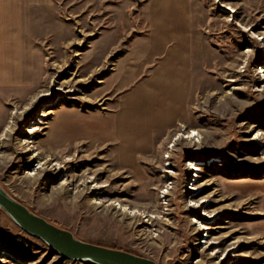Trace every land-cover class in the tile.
I'll list each match as a JSON object with an SVG mask.
<instances>
[{
    "label": "rangeland",
    "instance_id": "374dc122",
    "mask_svg": "<svg viewBox=\"0 0 264 264\" xmlns=\"http://www.w3.org/2000/svg\"><path fill=\"white\" fill-rule=\"evenodd\" d=\"M146 2L53 0L34 10L32 83L0 90V184L77 238L157 264H264V40L254 37L264 36V0H191L189 118L159 133L139 166H122L116 142L56 143L61 117L115 113V71L146 32ZM85 125L92 136L93 125L118 130L117 121ZM68 126L81 135L76 119ZM192 129L198 140L185 138ZM0 264L86 263L0 209Z\"/></svg>",
    "mask_w": 264,
    "mask_h": 264
},
{
    "label": "crops",
    "instance_id": "0c3cea01",
    "mask_svg": "<svg viewBox=\"0 0 264 264\" xmlns=\"http://www.w3.org/2000/svg\"><path fill=\"white\" fill-rule=\"evenodd\" d=\"M52 4L53 0H0V90L31 85L33 12ZM145 12L146 32L131 39L115 71L122 92L115 113L61 117L57 144L116 142L122 166L134 168L154 150L159 133L188 120L193 65L191 0H147ZM69 119L83 127L81 135H71ZM94 120L117 121V133L112 129L96 133L94 125L96 136L83 133L92 131L85 124Z\"/></svg>",
    "mask_w": 264,
    "mask_h": 264
},
{
    "label": "water",
    "instance_id": "95a60500",
    "mask_svg": "<svg viewBox=\"0 0 264 264\" xmlns=\"http://www.w3.org/2000/svg\"><path fill=\"white\" fill-rule=\"evenodd\" d=\"M141 5V2H138ZM0 209L24 232L40 239L64 259L86 264H157L154 260L125 250L97 245L77 238L35 214L0 184Z\"/></svg>",
    "mask_w": 264,
    "mask_h": 264
},
{
    "label": "bare ground",
    "instance_id": "6f19581e",
    "mask_svg": "<svg viewBox=\"0 0 264 264\" xmlns=\"http://www.w3.org/2000/svg\"><path fill=\"white\" fill-rule=\"evenodd\" d=\"M254 37H256L257 39H259V40H264V36H262V35H254ZM264 44V43H263ZM264 46V45H263ZM248 51V50H247ZM264 66H262L261 67V71L260 72H262L263 74L262 75H264V70H262V68H263ZM264 77V76H263ZM41 116H45V111L44 112H42L41 113ZM41 120H39V122H40ZM196 136V138H197V140L199 139V133H198V131H196L195 129H192V131L191 132H188L187 133V136L185 137V138H194ZM200 164H202V163H200V162H190L189 164H188V166L189 167H191V169L194 171V170H196V171H200ZM39 165V164H38ZM166 170H168V169H166ZM169 171V170H168ZM196 189V188H195ZM166 191V190H165ZM194 202V201H193ZM193 202H190L189 204L190 205H192V206H196L197 205V201H195V203H193ZM115 205L116 206H118L120 209H123V210H126V211H128L129 212V214H135V213H137V214H140V213H138L137 211H133V210H131V209H128L127 207H125V206H122L120 203H115ZM199 226H201L200 224H199ZM207 242V241H206Z\"/></svg>",
    "mask_w": 264,
    "mask_h": 264
}]
</instances>
